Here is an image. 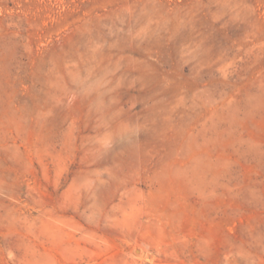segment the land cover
Returning <instances> with one entry per match:
<instances>
[{"label": "rangeland", "instance_id": "374dc122", "mask_svg": "<svg viewBox=\"0 0 264 264\" xmlns=\"http://www.w3.org/2000/svg\"><path fill=\"white\" fill-rule=\"evenodd\" d=\"M0 264H264V0H0Z\"/></svg>", "mask_w": 264, "mask_h": 264}]
</instances>
